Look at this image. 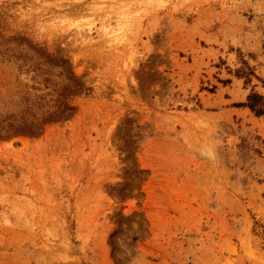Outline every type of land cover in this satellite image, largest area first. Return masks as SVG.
<instances>
[{
    "label": "rangeland",
    "instance_id": "1",
    "mask_svg": "<svg viewBox=\"0 0 264 264\" xmlns=\"http://www.w3.org/2000/svg\"><path fill=\"white\" fill-rule=\"evenodd\" d=\"M252 91L264 0H0V264H264Z\"/></svg>",
    "mask_w": 264,
    "mask_h": 264
},
{
    "label": "trees",
    "instance_id": "2",
    "mask_svg": "<svg viewBox=\"0 0 264 264\" xmlns=\"http://www.w3.org/2000/svg\"><path fill=\"white\" fill-rule=\"evenodd\" d=\"M246 70H248V72H246ZM246 70L244 69L242 71L243 75L240 76L244 77L246 82L248 80L250 81L251 77H257L254 71L252 72L249 67H247ZM257 79L259 78L257 77ZM236 107L249 108L256 116L264 117V95L252 91L247 97V102L237 104Z\"/></svg>",
    "mask_w": 264,
    "mask_h": 264
}]
</instances>
